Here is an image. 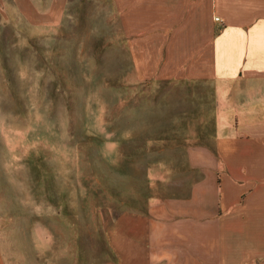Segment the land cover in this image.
<instances>
[{"label": "crops", "instance_id": "obj_1", "mask_svg": "<svg viewBox=\"0 0 264 264\" xmlns=\"http://www.w3.org/2000/svg\"><path fill=\"white\" fill-rule=\"evenodd\" d=\"M81 9L149 91L97 264H264V0H0V49ZM16 222L0 209V264L31 262Z\"/></svg>", "mask_w": 264, "mask_h": 264}, {"label": "rangeland", "instance_id": "obj_2", "mask_svg": "<svg viewBox=\"0 0 264 264\" xmlns=\"http://www.w3.org/2000/svg\"><path fill=\"white\" fill-rule=\"evenodd\" d=\"M101 12L9 33L0 49V209L29 226L30 264L101 262L104 219L132 195L126 133L149 91L124 73Z\"/></svg>", "mask_w": 264, "mask_h": 264}, {"label": "built area", "instance_id": "obj_3", "mask_svg": "<svg viewBox=\"0 0 264 264\" xmlns=\"http://www.w3.org/2000/svg\"><path fill=\"white\" fill-rule=\"evenodd\" d=\"M216 21H221V19L219 17H215Z\"/></svg>", "mask_w": 264, "mask_h": 264}]
</instances>
